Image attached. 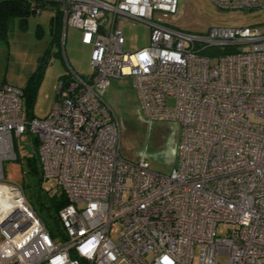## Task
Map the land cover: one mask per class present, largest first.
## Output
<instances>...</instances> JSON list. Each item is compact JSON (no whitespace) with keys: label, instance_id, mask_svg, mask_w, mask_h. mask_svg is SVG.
<instances>
[{"label":"built area","instance_id":"obj_1","mask_svg":"<svg viewBox=\"0 0 264 264\" xmlns=\"http://www.w3.org/2000/svg\"><path fill=\"white\" fill-rule=\"evenodd\" d=\"M49 1L63 31L78 28L91 45L92 72L69 67L41 118H27L21 87L0 82V264H264V28L193 33L153 18L175 15L178 0H31L34 13ZM211 1L264 11V0ZM127 18L152 27L135 51L123 50ZM125 77L145 119L180 127L168 174L120 153V123L104 94ZM25 132L38 140L43 180L54 182L47 195L59 189L66 199L56 238L24 186L4 176Z\"/></svg>","mask_w":264,"mask_h":264},{"label":"rangeland","instance_id":"obj_2","mask_svg":"<svg viewBox=\"0 0 264 264\" xmlns=\"http://www.w3.org/2000/svg\"><path fill=\"white\" fill-rule=\"evenodd\" d=\"M115 2V0H107ZM179 6L175 15L154 14V19H161L175 29L203 33L213 26H259L264 28V11L257 9L227 10L218 8L211 0H178ZM52 6L44 7L39 14H30L25 26L20 25L18 18H13L5 38H0V46L9 61V78L24 88L29 77L38 69L44 60V71L39 82L31 114L44 117L52 106L57 93L61 75L69 72V67L79 75L87 78L91 75L89 63L91 45L81 42V30L68 26L60 38L52 40L51 16ZM151 26L143 21L127 18L122 24L124 37L123 50L135 51L150 42ZM215 58L211 62L214 63ZM104 99L115 112L121 128L120 153L130 160L144 158L151 170L168 174L177 165V144L180 127L176 121L145 119L138 104L137 94L131 77L112 79ZM170 104L173 101L170 100ZM34 133L25 132L15 139L17 158L3 162L4 176L7 181L20 182L25 189L28 201L37 208L35 192L38 189L37 177L29 172L28 159L35 155L32 144ZM44 189L54 186L52 180H43ZM59 189H57V192ZM52 230L56 229L53 215L41 212ZM120 230L118 220L112 222L111 237L116 240ZM224 233V227L218 226ZM225 262V257H219Z\"/></svg>","mask_w":264,"mask_h":264},{"label":"trees","instance_id":"obj_3","mask_svg":"<svg viewBox=\"0 0 264 264\" xmlns=\"http://www.w3.org/2000/svg\"><path fill=\"white\" fill-rule=\"evenodd\" d=\"M42 7L52 6L53 15L51 16V35L52 40L56 41L60 38L61 31V13L59 11V4L54 1L40 2ZM35 6L32 4L31 0H0V38H5V31L7 30L10 22L13 18H18L20 25L25 26L27 17L30 14H34ZM44 60L38 69L29 77L27 84L23 90V104L27 118L34 117L31 114L32 106L37 94L40 79L44 71ZM64 75V74H63ZM62 75V76H63ZM32 144L34 146L35 155L28 159V169L29 172L37 177L38 189L35 192L37 208L34 207L35 211L40 215L45 224L48 226L50 234L52 237L56 238L60 233V223L57 217L58 210L66 204V199L61 191L53 194L52 196L47 195L46 189L43 188L42 182L43 177L39 168L38 156H37V138H33ZM41 212H45L48 215H53V220L56 224V229L52 230L49 227L46 219L41 215Z\"/></svg>","mask_w":264,"mask_h":264},{"label":"crops","instance_id":"obj_4","mask_svg":"<svg viewBox=\"0 0 264 264\" xmlns=\"http://www.w3.org/2000/svg\"><path fill=\"white\" fill-rule=\"evenodd\" d=\"M9 63H10L9 61L7 62V57L5 56L4 49L0 46V82H5L11 85L18 86L17 81L9 78L8 75ZM55 99H56V95L54 96L52 103L54 102Z\"/></svg>","mask_w":264,"mask_h":264}]
</instances>
